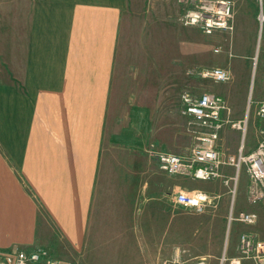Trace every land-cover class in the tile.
<instances>
[{
  "label": "crops",
  "instance_id": "obj_1",
  "mask_svg": "<svg viewBox=\"0 0 264 264\" xmlns=\"http://www.w3.org/2000/svg\"><path fill=\"white\" fill-rule=\"evenodd\" d=\"M134 6L12 0L10 23L1 18L0 250H39L67 264H220L238 256L241 234L264 240V201L248 202L244 167L233 199L223 182L234 175L229 165L211 181L160 168L158 154L185 156L196 145L180 97L194 96L195 40L178 16L167 18L166 33L153 13L130 35ZM230 63L231 81L201 94L222 97L223 120L247 115L249 154L255 124L264 126L256 117L263 76L248 112V67ZM215 145L223 158L236 156L240 132L225 124ZM198 191L211 203L198 225L181 226V212L192 210L175 198ZM231 206L256 223H229Z\"/></svg>",
  "mask_w": 264,
  "mask_h": 264
},
{
  "label": "built area",
  "instance_id": "obj_2",
  "mask_svg": "<svg viewBox=\"0 0 264 264\" xmlns=\"http://www.w3.org/2000/svg\"><path fill=\"white\" fill-rule=\"evenodd\" d=\"M187 1V0H186ZM179 2H181L179 0ZM233 8L228 0H214L198 6L196 10H187L183 23L187 26H196L206 36L215 31L229 32L232 30L230 20ZM259 22L264 23V15L261 13ZM202 77L214 83H225L230 79L227 69L215 67L203 72ZM264 87V73H263ZM264 93V91H263ZM185 113L191 117L193 123L198 125L200 131L196 133V145L188 155L178 156L173 154H159L160 168L170 175L187 176L201 181H211L221 177L220 167L229 165L234 169L232 177L224 178L223 182L229 187L232 199L237 191L238 175L242 168L248 175L249 186L247 199L250 204H258L264 201V138L258 143L254 151L243 153V141L247 131V115L242 120L227 121L221 118V112L226 109L223 99L214 94L203 93L200 96L190 94L182 95ZM256 117L264 122V94L260 100ZM229 124L237 129L241 136V145L236 156L223 158L221 152L216 149V140L221 128ZM175 202L183 208L196 213H202L211 203L209 196L203 192L191 194L180 192ZM229 223L237 221L246 225H253L257 221L254 213H232L230 208ZM238 256L236 258L222 257L220 264H242L244 260L254 264H264V240L243 233L239 236ZM0 264H67L39 250L12 249L0 251ZM164 264H206L204 259H196L185 263L177 258Z\"/></svg>",
  "mask_w": 264,
  "mask_h": 264
},
{
  "label": "rangeland",
  "instance_id": "obj_3",
  "mask_svg": "<svg viewBox=\"0 0 264 264\" xmlns=\"http://www.w3.org/2000/svg\"><path fill=\"white\" fill-rule=\"evenodd\" d=\"M180 1L181 2H179V0H132L133 5H135L134 11L137 14H132L128 17L130 26L129 34H138V32H140L141 30L140 27L142 26V22H145L147 15L150 16L151 13H153L154 16V25L157 22H164V24H162L165 32L172 30L171 25H169V22L167 21V18L178 16V22L181 25L185 26L184 28L190 30V33H192V37L195 40L196 66L194 70V96L196 97L200 95L205 86L211 85L214 89L219 90L224 84L230 82L232 75L230 73L231 63L229 64V62H233L234 65H246L249 70L246 104L248 106L251 105L248 108V112L252 113V103L253 101H256V95L260 86V82H262V76L264 73V23L261 25L259 22V16L261 15V13L264 15V0H228L231 2L233 8L232 19L230 20L232 30L229 32L215 31L212 35L209 36L203 34L201 29L196 26L185 25L183 21L187 10H196L201 4L214 0ZM11 12L12 0H0V20L1 18H3L4 20H6V22L10 23ZM143 15H146V17H144ZM155 15L158 17L162 16L164 21L159 19L157 20ZM221 59H226L227 63L224 62L223 64H219V61ZM215 67L227 69L230 73L229 81L225 83H214L202 77L204 71ZM192 71L193 70L190 69V74H193ZM184 94L190 93L187 90L182 93L180 96L181 102L182 95ZM182 113L184 115L186 114L184 111V105ZM189 118L191 119V117ZM258 125L260 124H255L253 135L257 140L260 141L262 138H264V126ZM195 131L197 134L200 131L198 125H196ZM247 131L244 140H248L251 134V131L249 129ZM158 156L159 154L156 156V159L159 163ZM199 214L200 213H196L193 211H189L188 213L181 212V226L195 227L199 223ZM230 227H228V230L225 232L226 237L230 236ZM242 264H252V262L244 260Z\"/></svg>",
  "mask_w": 264,
  "mask_h": 264
}]
</instances>
